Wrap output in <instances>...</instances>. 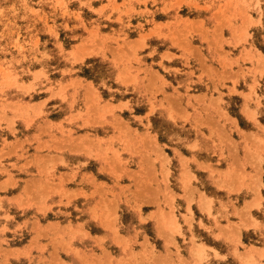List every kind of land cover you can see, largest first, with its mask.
Returning <instances> with one entry per match:
<instances>
[{
    "label": "rangeland",
    "instance_id": "rangeland-1",
    "mask_svg": "<svg viewBox=\"0 0 264 264\" xmlns=\"http://www.w3.org/2000/svg\"><path fill=\"white\" fill-rule=\"evenodd\" d=\"M106 262L264 264V0H0V264Z\"/></svg>",
    "mask_w": 264,
    "mask_h": 264
},
{
    "label": "bare ground",
    "instance_id": "bare-ground-1",
    "mask_svg": "<svg viewBox=\"0 0 264 264\" xmlns=\"http://www.w3.org/2000/svg\"><path fill=\"white\" fill-rule=\"evenodd\" d=\"M181 100V99H180ZM176 109V108H175ZM258 148V147H257ZM260 149V147L258 148V150ZM261 150V149H260ZM254 153V152H253ZM252 153V154H253ZM252 156V155H251ZM259 156V155H258ZM248 158V157H247ZM251 162V161H250ZM256 167V166H255ZM255 170V169H254ZM144 172V171H143ZM134 176V175H133ZM152 177V176H151ZM143 178H144V176H143ZM230 187V186H229ZM148 188V187H147ZM250 188V187H249ZM233 190V189H232ZM141 191V190H140ZM149 191V190H148ZM150 193V192H149ZM141 196V195H140ZM107 200V199H106ZM144 202V201H143ZM252 202V201H251ZM111 210H113V209H111ZM166 218H167V216H166ZM158 219V218H157ZM168 219V218H167ZM157 221V220H156ZM168 221H169V219H168ZM172 221V220H171ZM170 223H172V222H170ZM166 224H168V223H166ZM105 226V225H104ZM157 226V225H156ZM168 226V225H167ZM113 231V230H112ZM68 233V232H67ZM151 249V248H150ZM105 250V249H104ZM143 256V255H142ZM104 257V256H103ZM107 256H105V258H106ZM249 258V257H248ZM243 259V258H242ZM247 259V258H246ZM107 260V259H106ZM118 261V260H117ZM135 261V260H134ZM246 261V260H245ZM118 263V262H117ZM129 263V262H128ZM105 264H107V262L105 263Z\"/></svg>",
    "mask_w": 264,
    "mask_h": 264
}]
</instances>
